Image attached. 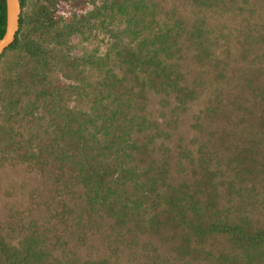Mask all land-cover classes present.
Returning <instances> with one entry per match:
<instances>
[{
    "label": "trees",
    "instance_id": "obj_1",
    "mask_svg": "<svg viewBox=\"0 0 264 264\" xmlns=\"http://www.w3.org/2000/svg\"><path fill=\"white\" fill-rule=\"evenodd\" d=\"M100 11L103 56L61 65L99 69L87 93L69 94L89 98L86 111L60 106L34 38L57 23L20 16L7 50L24 71L0 89V168L20 166L42 189L29 201L38 217L27 207L19 232L9 223L0 235V264H264V0H118Z\"/></svg>",
    "mask_w": 264,
    "mask_h": 264
},
{
    "label": "rangeland",
    "instance_id": "obj_2",
    "mask_svg": "<svg viewBox=\"0 0 264 264\" xmlns=\"http://www.w3.org/2000/svg\"><path fill=\"white\" fill-rule=\"evenodd\" d=\"M53 5L48 6L43 0H26L25 5L21 10V16L24 18L33 13H50L51 21L56 22L58 27L55 29L41 30L34 33V38L40 43L41 49L49 52L51 57V64H53L52 71L49 75V79L54 82L56 87L62 89L63 100L60 102V106L66 109H79L86 111L93 105L89 102V98H82L80 100L75 99L72 93L76 92V88L79 87L84 93H87L88 89L81 88L88 83H95L99 81L100 71L97 66L92 70L91 67H85V72L80 73L82 66L76 72L70 71L68 66L62 68L66 61L73 62L78 59L86 61L93 57L92 60L96 61L99 57H102L106 47L107 40L104 39L103 31L100 29V8L106 1L111 3L118 0H53ZM47 7V10L44 9ZM95 11V20H91L90 26H86L78 33L67 36L66 32H63V27L71 26V24L84 17L88 16ZM47 16V14H45ZM90 29V31L88 30ZM33 36V34H32ZM60 36V37H58ZM57 42L59 44H57ZM19 53L14 50H7L4 53L3 58L0 60V89H7L8 86H17V73L24 71L23 62ZM17 59L16 70L13 68L12 62ZM62 68V71L60 70ZM87 87V86H86ZM65 101V102H64ZM64 102V104H63ZM92 102V101H91ZM1 109V105H0ZM183 119L188 120L187 115H183ZM47 119L43 122L46 125ZM186 128V126L184 127ZM17 140V139H16ZM42 189V185L37 180L33 179L32 175H29L22 167L15 168L1 167L0 168V235L6 237L8 231L7 225L13 223L12 227L15 234L19 232V224H16L18 219L22 216H26L28 211H31L33 218L38 217L39 208L29 204V201L34 194L31 193L35 188ZM7 193H10L9 195ZM38 203V202H36ZM29 207L27 211L26 208ZM10 209V212H9ZM19 215V218L17 217ZM11 216L12 218H10ZM28 219L25 220L27 222Z\"/></svg>",
    "mask_w": 264,
    "mask_h": 264
},
{
    "label": "water",
    "instance_id": "obj_3",
    "mask_svg": "<svg viewBox=\"0 0 264 264\" xmlns=\"http://www.w3.org/2000/svg\"><path fill=\"white\" fill-rule=\"evenodd\" d=\"M21 10L20 0H5V31L0 39V56L15 41V36L19 30Z\"/></svg>",
    "mask_w": 264,
    "mask_h": 264
}]
</instances>
